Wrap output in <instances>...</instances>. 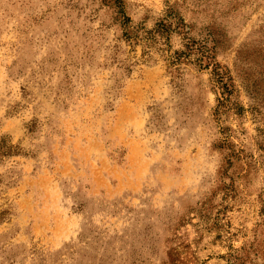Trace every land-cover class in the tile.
<instances>
[{
	"label": "rangeland",
	"instance_id": "1",
	"mask_svg": "<svg viewBox=\"0 0 264 264\" xmlns=\"http://www.w3.org/2000/svg\"><path fill=\"white\" fill-rule=\"evenodd\" d=\"M0 140V264H264V0H0Z\"/></svg>",
	"mask_w": 264,
	"mask_h": 264
},
{
	"label": "trees",
	"instance_id": "2",
	"mask_svg": "<svg viewBox=\"0 0 264 264\" xmlns=\"http://www.w3.org/2000/svg\"><path fill=\"white\" fill-rule=\"evenodd\" d=\"M183 25V24H182ZM170 29V27H169V25L167 24V23H161L160 24V26H159V28H158V30H156V31H154V32H149V33H147L146 34V36L148 37L147 39H154V40H157V37L158 36H162V37H164V36H166V37H168V32L170 31L169 30ZM175 63L176 62H171L170 64H171V66H173V65H175ZM215 71H216V73H217V75L218 76H220V73H218L219 71H218V69L216 68L215 69ZM221 78V77H220ZM221 82V81H220ZM222 89L228 94V95H231V93H232V91L230 90V87L229 86H227V85H225V84H223L222 85ZM228 99V98H227ZM227 99H223L222 100V102H221V106L223 107L227 102H228V100ZM224 142V144H226V140L225 141H223ZM4 143V140H0V156H3V155H6V154H8L7 153V151H3V147H2V144ZM223 144V143H222ZM239 154L238 153H235V151H232L231 153H230V155H229V159H228V166L229 167H231L232 166V164L234 163L232 160H238L239 159ZM225 173H226V171H225Z\"/></svg>",
	"mask_w": 264,
	"mask_h": 264
}]
</instances>
